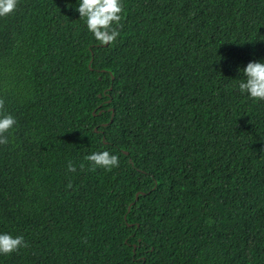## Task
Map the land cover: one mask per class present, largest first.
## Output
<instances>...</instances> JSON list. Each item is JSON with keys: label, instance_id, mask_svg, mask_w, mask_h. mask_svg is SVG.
Returning <instances> with one entry per match:
<instances>
[{"label": "trees", "instance_id": "obj_1", "mask_svg": "<svg viewBox=\"0 0 264 264\" xmlns=\"http://www.w3.org/2000/svg\"><path fill=\"white\" fill-rule=\"evenodd\" d=\"M76 2L0 17V264H264V0H121L105 44Z\"/></svg>", "mask_w": 264, "mask_h": 264}, {"label": "clouds", "instance_id": "obj_2", "mask_svg": "<svg viewBox=\"0 0 264 264\" xmlns=\"http://www.w3.org/2000/svg\"><path fill=\"white\" fill-rule=\"evenodd\" d=\"M18 0H0V17L11 14L17 7ZM76 11L83 18L87 30L102 44L111 43L118 36L113 25L121 19V0H78ZM243 79L236 85L241 94L254 101H264V59L250 60L243 67H237ZM16 124L15 117L0 111V145L7 143V133ZM90 167H101L106 170L118 165V158L108 150L94 151L87 155ZM68 171H75L69 163ZM25 246L21 236H13L0 231V256H6Z\"/></svg>", "mask_w": 264, "mask_h": 264}]
</instances>
